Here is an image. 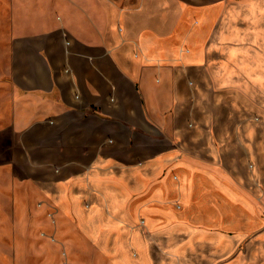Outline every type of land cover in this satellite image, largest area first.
Here are the masks:
<instances>
[{
	"label": "crops",
	"instance_id": "obj_1",
	"mask_svg": "<svg viewBox=\"0 0 264 264\" xmlns=\"http://www.w3.org/2000/svg\"><path fill=\"white\" fill-rule=\"evenodd\" d=\"M14 4L0 149L32 211L90 260L264 264V0Z\"/></svg>",
	"mask_w": 264,
	"mask_h": 264
},
{
	"label": "rangeland",
	"instance_id": "obj_2",
	"mask_svg": "<svg viewBox=\"0 0 264 264\" xmlns=\"http://www.w3.org/2000/svg\"><path fill=\"white\" fill-rule=\"evenodd\" d=\"M13 4L7 17H12L13 25L23 24V0H13ZM60 14L62 21L63 12ZM6 161L0 149V264H108L99 258L90 260L88 246H68L78 233L54 209L32 211L36 200L29 186L13 182V172ZM16 172L23 177V171Z\"/></svg>",
	"mask_w": 264,
	"mask_h": 264
},
{
	"label": "bare ground",
	"instance_id": "obj_3",
	"mask_svg": "<svg viewBox=\"0 0 264 264\" xmlns=\"http://www.w3.org/2000/svg\"><path fill=\"white\" fill-rule=\"evenodd\" d=\"M16 25V24H15ZM193 203V202H192ZM255 208V207H254ZM217 209H219V208H217Z\"/></svg>",
	"mask_w": 264,
	"mask_h": 264
}]
</instances>
